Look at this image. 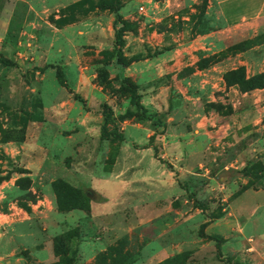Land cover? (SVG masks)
Here are the masks:
<instances>
[{"label": "rangeland", "instance_id": "obj_1", "mask_svg": "<svg viewBox=\"0 0 264 264\" xmlns=\"http://www.w3.org/2000/svg\"><path fill=\"white\" fill-rule=\"evenodd\" d=\"M201 1L120 0V68L98 0H0V264H264V0Z\"/></svg>", "mask_w": 264, "mask_h": 264}, {"label": "trees", "instance_id": "obj_2", "mask_svg": "<svg viewBox=\"0 0 264 264\" xmlns=\"http://www.w3.org/2000/svg\"><path fill=\"white\" fill-rule=\"evenodd\" d=\"M208 4V0L201 1V9L203 10ZM97 8L101 10H109L114 13V21H113V28H114V36H115V47H114V64L117 67H124L128 65L124 54H123V47H124V31L126 30V24L124 19L122 18L121 14L119 13V6L120 0H98ZM264 42V33L256 34L255 36L247 39H243L238 41L230 46V48L234 51H244L253 45L261 44ZM0 60L6 64H13L10 60L4 57L2 54L0 55ZM207 59H202L199 61V65L201 68L207 66ZM223 80L227 87L229 86H237L241 91H250L257 88H264V71L254 73L252 75H247L246 67L244 65H240L238 67H234L228 69L223 74ZM123 86L129 90L132 94V102L136 107L137 114L142 118H153L152 114L148 109H146L140 102H139V93L138 87L134 83L130 81L128 77H124L122 80ZM153 140V137H150V141ZM144 147H153L156 150L155 145L153 142L147 143ZM220 244L219 239L216 238V248L219 250Z\"/></svg>", "mask_w": 264, "mask_h": 264}, {"label": "built area", "instance_id": "obj_3", "mask_svg": "<svg viewBox=\"0 0 264 264\" xmlns=\"http://www.w3.org/2000/svg\"><path fill=\"white\" fill-rule=\"evenodd\" d=\"M142 8V7H141Z\"/></svg>", "mask_w": 264, "mask_h": 264}]
</instances>
